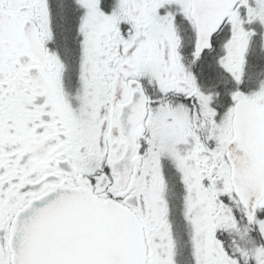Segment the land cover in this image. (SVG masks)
I'll return each instance as SVG.
<instances>
[{"label": "snow or ice", "instance_id": "6c2138e0", "mask_svg": "<svg viewBox=\"0 0 264 264\" xmlns=\"http://www.w3.org/2000/svg\"><path fill=\"white\" fill-rule=\"evenodd\" d=\"M0 264H264V0H0Z\"/></svg>", "mask_w": 264, "mask_h": 264}]
</instances>
